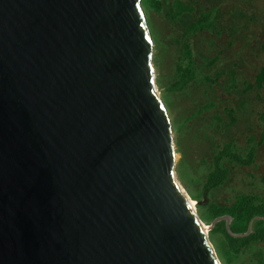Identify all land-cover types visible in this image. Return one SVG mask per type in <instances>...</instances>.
<instances>
[{"label": "water", "instance_id": "95a60500", "mask_svg": "<svg viewBox=\"0 0 264 264\" xmlns=\"http://www.w3.org/2000/svg\"><path fill=\"white\" fill-rule=\"evenodd\" d=\"M154 53L142 0H0V264H222L215 225L252 232L179 181Z\"/></svg>", "mask_w": 264, "mask_h": 264}, {"label": "rangeland", "instance_id": "374dc122", "mask_svg": "<svg viewBox=\"0 0 264 264\" xmlns=\"http://www.w3.org/2000/svg\"><path fill=\"white\" fill-rule=\"evenodd\" d=\"M181 1L192 10L176 14L175 0H159L161 11L149 4L144 10L154 36L157 87L174 129L176 174L189 196L199 198L193 199L197 213L208 226L213 221L207 218L210 204H228L241 193L264 197V88L257 87L256 78L264 67V0ZM211 11L210 28L189 38L197 80L184 93L171 94L167 87L174 81L183 32ZM205 106L208 110L198 115ZM260 140L252 165L231 164L227 182L213 192L204 191L213 155L225 143L233 142L247 155ZM210 240L222 264H264L262 242L226 259L219 246L224 236L211 231Z\"/></svg>", "mask_w": 264, "mask_h": 264}, {"label": "trees", "instance_id": "16d2710c", "mask_svg": "<svg viewBox=\"0 0 264 264\" xmlns=\"http://www.w3.org/2000/svg\"><path fill=\"white\" fill-rule=\"evenodd\" d=\"M143 7L151 6L156 11H161L159 0H142ZM177 13L181 11H191L192 8L185 6L181 0H175L174 4ZM176 14L173 16L177 18ZM212 11L205 13L194 21L183 33L180 39L181 49L173 71L174 81L169 84L167 91L171 94L184 93L192 83L197 80V68L193 60V47L189 38L195 36L206 28L211 26ZM153 35V33H152ZM154 39V36H153ZM156 48L159 43L155 38ZM257 87L264 88V67L257 74ZM164 98V97H163ZM165 99V98H164ZM209 106L203 107L198 115L203 114L208 110ZM196 115H192L185 121L184 124L176 127L177 131H182L183 126L194 119ZM182 128V129H181ZM263 140H260L247 155H243L238 151V147L233 142L225 143L221 150L213 155L211 168L206 176L203 189L206 192H213L223 186L230 178V165L237 164L240 166H250L254 163V158L257 152V146L261 145ZM193 199H199L196 195H192ZM207 213L211 221L223 215L232 217L231 228L236 233H245L248 230L250 222L253 220L252 232L245 237H232L225 228V222L221 221L216 224L212 230L213 233H221L224 236V241L219 245L221 248V256L226 259H231L234 255L240 254L242 251L255 243H264V197L257 194H238L228 204L212 203L207 207ZM261 217L262 219H256Z\"/></svg>", "mask_w": 264, "mask_h": 264}, {"label": "bare ground", "instance_id": "6f19581e", "mask_svg": "<svg viewBox=\"0 0 264 264\" xmlns=\"http://www.w3.org/2000/svg\"><path fill=\"white\" fill-rule=\"evenodd\" d=\"M176 157H177V155H176ZM178 158V157H177ZM193 201V200H192ZM193 205L196 207V204H195V202L193 201Z\"/></svg>", "mask_w": 264, "mask_h": 264}]
</instances>
